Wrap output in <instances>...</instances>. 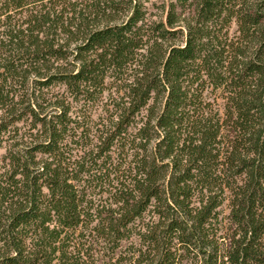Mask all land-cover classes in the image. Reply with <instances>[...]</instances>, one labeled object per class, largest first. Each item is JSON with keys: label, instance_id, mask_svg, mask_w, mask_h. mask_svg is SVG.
<instances>
[{"label": "trees", "instance_id": "obj_1", "mask_svg": "<svg viewBox=\"0 0 264 264\" xmlns=\"http://www.w3.org/2000/svg\"><path fill=\"white\" fill-rule=\"evenodd\" d=\"M0 264H264V0H0Z\"/></svg>", "mask_w": 264, "mask_h": 264}, {"label": "rangeland", "instance_id": "obj_2", "mask_svg": "<svg viewBox=\"0 0 264 264\" xmlns=\"http://www.w3.org/2000/svg\"><path fill=\"white\" fill-rule=\"evenodd\" d=\"M155 2H160V0H154ZM149 5V4H148Z\"/></svg>", "mask_w": 264, "mask_h": 264}]
</instances>
